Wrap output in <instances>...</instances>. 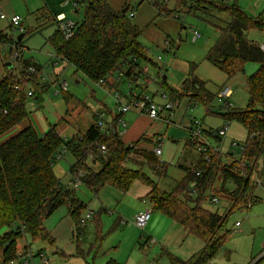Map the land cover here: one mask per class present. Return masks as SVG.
Masks as SVG:
<instances>
[{
  "label": "trees",
  "instance_id": "obj_1",
  "mask_svg": "<svg viewBox=\"0 0 264 264\" xmlns=\"http://www.w3.org/2000/svg\"><path fill=\"white\" fill-rule=\"evenodd\" d=\"M4 1L0 0V4ZM162 1H154L159 15L166 13L181 19L182 15L201 12L207 23L216 29L218 38L207 51L205 60L223 72L226 79L243 73L246 63L258 65V69L245 78L248 95L245 108L229 109L225 102L228 111L222 115L224 120L236 121L246 128L247 137L240 159L227 162L219 152L208 148L209 162L199 156L193 167L182 169L179 166L185 171V177L170 192H166L158 182L140 172L141 168L148 166L152 175L159 179L165 176L167 170V165L160 162L151 150L154 144L146 139L123 145L120 136L103 135L95 126V118L85 133L69 139L60 136L55 126L42 135L28 126L0 141L1 264L17 259V242L23 237L54 244L43 222L61 206L69 207L75 227L74 235L82 233L85 226L81 228L78 223L84 204L77 198L76 188L62 184L53 171L62 152L69 153L74 159L69 170L72 180L79 174L83 176L79 186L95 192L106 185L125 193L134 182H139L148 188L145 199L152 210L171 219L188 235L203 243L202 249L185 261L171 257V264H208L226 240L228 231L225 224L234 210L223 215L210 212L201 207L206 198L229 201L231 209L235 210L246 207L251 200L252 191L257 186L255 179L264 175V51L246 39L245 33L252 29L264 32V18L249 17L237 6L236 0ZM71 2L76 3L73 7L75 14L83 11L82 19L74 23L72 36L66 39L57 27L48 41L54 57L71 67L74 75H81L92 84H102L124 64L128 66L125 76L129 79L136 76L138 60L151 62L139 41L142 32L128 16L134 11L128 5L116 11L107 4V0ZM169 3L172 4L170 11L166 10ZM124 9L126 12L122 13ZM211 11L227 18L224 27L216 28L208 21ZM9 29L12 28L9 26ZM0 44L13 45L18 55L21 53V41L17 38L14 40L0 33ZM18 58V74L9 71L0 78V140L27 118L25 104L31 98L27 92L35 96V102L39 105L46 88V85L34 83L36 78L27 73L29 67H34L37 73L41 67ZM182 97L205 107L213 97L206 90L205 83L193 75L192 66L179 89L169 90V100L174 104H178ZM204 134L208 135V132L204 130ZM100 145L106 147L105 153L99 151ZM96 163L100 165L98 171L92 167ZM218 175L221 186L216 189L213 184ZM192 182L195 183L193 190L189 188ZM225 183L231 184L233 190L226 191ZM117 225L118 222H115ZM103 237L100 231L97 232L85 253L79 250L78 245L77 255L82 259L95 257L104 241ZM84 264H88L86 259ZM104 264L119 263L108 259Z\"/></svg>",
  "mask_w": 264,
  "mask_h": 264
},
{
  "label": "rangeland",
  "instance_id": "obj_2",
  "mask_svg": "<svg viewBox=\"0 0 264 264\" xmlns=\"http://www.w3.org/2000/svg\"><path fill=\"white\" fill-rule=\"evenodd\" d=\"M67 2L65 0H47V3L43 0H6L3 4H0V13L2 12L8 16L16 15L21 19V28L25 38L21 42L24 49L20 50V52H23L24 60H33L35 63L42 65V67L45 66L53 50L48 40L57 27L55 26L56 19L60 15H63V18L59 20H67L73 23L82 19L83 11L79 10L75 14L73 5L69 1ZM140 2L151 3V0H128V5L131 10L136 11ZM236 4L249 17L260 16L264 18V0H236ZM170 6V4L167 5L168 8ZM57 12L58 15H56ZM54 14L55 17L53 16ZM209 14L208 21L216 28L225 26V21L227 22L225 16L215 11H211ZM180 18L176 19L173 16L165 18L161 16V18L154 20L149 27L143 30L139 41L143 48L146 49V58L151 62L149 63L142 59L136 62L142 76L136 83L131 82V90L129 92L134 95L144 94L156 105H164L169 98V90L179 89L182 82L187 78L190 66H192L193 75L204 82L206 90L213 95L206 107L197 101L193 102L186 97H182L178 104H173L172 117H168L165 112H161V119L167 118L165 122L162 120H159V122L158 120H151L153 123L151 124L150 132L158 133L160 126L164 128L159 134L162 140L161 151L163 156L157 158L160 162H164L167 165V171L165 176L159 179L152 175L147 169L148 166L141 168L140 172L153 181L158 182V185L166 192H170L185 174L184 171L176 166L177 163H182L185 157L196 160L199 156L191 143L188 142L189 137L186 128L190 121H199L202 129L206 131L218 130L227 123L228 130L226 135L218 141L205 134L203 137L208 145L219 151L223 159H227V162L231 159H240L241 148L247 137L246 128L236 121L228 122L224 120L222 115L228 111L225 107V102L229 109L239 110L245 108L248 101L245 78L258 69L257 64L246 63L243 73H238L231 79H226L223 72L205 60L207 51L218 38L216 29L207 23L201 12H197L195 15H182ZM131 21L133 23L134 18H131ZM0 30H3V34L14 40L22 33L19 30H10L6 21L0 22ZM192 30H197L201 35V38L195 42H192ZM245 37L259 46L264 45V32L252 29L245 33ZM3 48L8 47L0 45V77L6 74L4 61L7 57V50ZM10 48L13 54L14 46L12 45ZM12 60L13 62L9 59L6 60L15 64L13 69L9 70L10 68H8L7 72L11 71L12 74L17 75L19 65L16 64L15 58ZM60 66L63 67L62 71ZM127 68L126 64L121 66L115 73L114 78L119 73H125ZM58 71L61 72L58 73ZM72 72L70 68L59 64L54 71L43 67L40 73L43 80H46L45 75H47V80L51 83L47 93L50 101L48 107H53L54 124L57 125L56 131L66 128L64 134L67 136L75 134L76 130L84 132L86 122L83 116L87 113L90 115L96 108L94 104V98L96 99V97L92 93L100 91L84 77L81 75L76 76ZM62 82L67 86V91L64 94L72 98V101L68 103L64 102L63 94L56 95ZM127 84L125 79L117 84L115 91L105 95L104 104L108 108L113 109L114 107L115 109L114 101L111 97L112 94L115 92L122 95L128 94ZM224 87H229L231 90V96L225 101L223 99L219 100L216 95ZM48 107H45L40 112L35 101L27 99L25 109L28 116L16 126V131L19 132L31 126L38 135H42V129L47 128L45 124L42 125L41 123V121H45L44 116L52 124V118L50 117L52 115ZM83 111L84 113H82ZM64 121L67 123H64ZM64 134L61 133V136L65 138ZM73 163L74 159L70 154L62 152L55 163L56 167H53L55 176L63 184L67 185L70 179L68 170ZM94 167V170H98L100 165L96 163ZM135 185L139 184L135 183ZM135 185H132L131 190L137 188ZM220 186L221 179L218 175L215 177L213 187L219 189ZM224 189L232 191L233 186L225 183ZM75 190L76 196L77 192L79 195L77 198L87 206L88 202L91 201V197H86L88 192L81 186H78ZM115 195L116 193L113 192L110 199L111 197L115 199ZM252 201H255V203H252ZM134 203V197H127L125 201L121 202L120 209L124 219L119 221L117 226H115L113 219L119 212H117L116 205H111V211L107 212L110 215L102 214L97 225L92 215V219L86 223L82 233L80 232L78 236L74 235L75 227L69 214V207L66 205L61 206L43 222V226L55 238V244L52 246L46 242L33 241L29 237H23L17 242L18 249L20 250L26 245L25 247L33 255V264H41L37 257L38 251L42 252L48 264H84L82 257L77 255L76 247L79 243V250L85 253L94 242L99 226L100 230L102 228L103 239L106 242L103 241L105 244L100 252L101 255L98 254L93 262L94 264H102L100 262L107 259H105L104 254L108 258L113 257L114 252L107 251L109 245L119 251L115 256L119 257L123 264H126L128 258V264H171V257L185 261L202 248L203 243L198 238L187 234L186 237H178L176 233H171L167 237L169 242L166 246H163L160 240L156 242L155 247H144L148 231L145 228L139 229L133 224L134 209L132 207ZM249 204L250 207L248 208ZM136 206L144 209L149 208L151 215L159 213L152 210L151 204L147 199H145V204L143 205L137 199ZM201 207L220 215L234 210L228 215L225 224V229L228 231L226 240L208 264H264V187L256 186L252 191L251 200L247 202L246 207L240 209H231V203L221 199L218 200L217 204L203 201ZM89 212L92 213L88 209L84 210L80 217L83 218ZM235 222L240 224L238 229L234 227ZM180 231V227L177 226V232ZM120 252H122L121 255ZM85 259L88 264L92 263L93 259H91V256L88 259L85 257ZM1 260L0 252V264ZM16 264H22V262L19 261Z\"/></svg>",
  "mask_w": 264,
  "mask_h": 264
},
{
  "label": "crops",
  "instance_id": "obj_3",
  "mask_svg": "<svg viewBox=\"0 0 264 264\" xmlns=\"http://www.w3.org/2000/svg\"><path fill=\"white\" fill-rule=\"evenodd\" d=\"M6 1V0H5ZM45 3H47V0H43ZM58 1H61V0H58ZM66 1V3H68L67 1H70V0H65ZM154 1L156 2V1H158V0H151V3H146V2H140L139 4H138V6H137V8H136V11H134L135 12V15H134V25L143 33V30L145 29V28H147V27H149L153 22H154V20H157V19H159V18H161V16L162 17H165V18H167V17H170V16H173V15H168V14H166V13H164L163 15H159V13H158V10L156 9V7L154 6ZM163 2V1H162ZM4 3V2H3ZM3 3H1V4H3ZM164 3V2H163ZM107 4L113 9V10H121L122 9V7L124 6V5H128L129 3H128V0H107ZM170 4V3H169ZM168 5V4H167ZM171 6H170V8H168V7H166V10L168 9V11H170L171 9H172V4H170ZM129 6V5H128ZM168 11H167V13H168ZM62 12V11H61ZM2 13V12H1ZM56 15H58V12L56 13ZM54 17H55V14L53 15ZM54 17H52V18H54ZM173 17H175L176 18V16H173ZM63 18V15H60L59 16V18H57L56 19V21H55V19H54V21H55V26H57V24L56 23H58L59 21H63V20H59V19H62ZM176 19H178V18H176ZM21 27H22V24H21ZM22 29V28H21ZM56 29H57V27H56ZM55 29V30H56ZM22 33L20 34V36H21V38H20V40L19 41H21L22 42V40L25 38V34L23 33V29H22V31H21ZM0 33H4L3 32V30H0ZM167 41H165V43H166ZM172 42V41H171ZM1 45V44H0ZM2 47H8V48H3L4 50H7V57L5 58L6 60H11V62H13V58L14 57H11V56H13V54H12V49L10 48V46H8V45H6V44H2L1 45ZM20 47H21V51H22V49H24V47L20 44ZM145 49V48H144ZM145 52H146V49H145ZM11 53V54H10ZM53 54V50H52V53L50 54V57H49V59H48V62L45 64V66H43V67H46V69L47 70H50V71H54L55 69H57V67H58V65L60 64V65H62V66H64V67H67V68H70L72 71H73V69L71 68V67H69V66H67L64 62H62L61 60H59V59H57V58H55L54 57V54ZM23 52L22 53H20L19 54V56L18 57H20L21 58V60H24L23 59ZM12 58V59H11ZM4 61V69L6 70L5 71V73L7 74L8 72V68L6 67V65H10V69L9 70H11V69H13V67H14V65L15 64H12L11 62H9V61ZM15 61H16V64L17 65H19L20 64V62H19V58H17L16 57V59H15ZM14 61V62H15ZM28 61H31V62H34L33 60H28ZM35 63V62H34ZM36 64H38L40 67H41V70L38 72V81H37V84H39V85H46V88H45V91L42 93V95H41V103L38 105V104H36V102H35V104H36V106H37V109L41 112V111H43L44 109H45V107L47 108L48 107V104H50V101H49V99H48V97H47V93H48V91H49V89H50V86H51V83L49 82V80H47V75H45V74H43V75H45L46 76V80H43L42 78H41V76H40V73L42 72V70H43V67H42V65H40L39 63H36ZM61 67V66H60ZM62 69H63V67H61V71H62ZM61 71H58V73H60ZM5 74V75H6ZM72 74H73V72H72ZM42 75V76H43ZM114 75H115V73L114 74H112L111 76H109L107 79H106V81L105 82H103L102 84H92V85H94L95 87H97L100 91L99 92H93L92 94H93V96L94 97H96V99L94 98V104L96 105V108L93 110V112L92 113H90V115L87 113V114H85L83 117H84V120H85V122H86V126H85V130H84V132L83 133H85V131L88 129V127L93 123V121H94V118H95V113H97V112H103L104 113V120H105V122H106V124H107V126H115V122H116V119H117V117H118V114H117V112L115 111V109H114V107H113V109H110V108H108L105 104H104V101L106 100V98H105V95H108L109 93L111 94L113 91H115V89H117V84H119V83H121L123 80H125L126 79V83H128L127 84V87H128V93L130 92V90H131V82H137L139 79H140V77L142 76L141 75V71L138 69V67H136V69H135V74L134 75H136L135 77H130L129 79L128 78H126V76H125V73H119L118 75H116L117 77L116 78H114ZM2 76H4V74L2 75ZM1 76V77H2ZM0 77V78H1ZM184 82V81H183ZM182 82V83H183ZM76 83H78V82H76ZM133 92V91H132ZM108 93V94H107ZM134 93V92H133ZM127 94V93H126ZM126 94H124V95H126ZM137 94V93H136ZM142 95H144V94H142ZM141 95V96H142ZM163 98H164V96H163ZM166 98V97H165ZM30 99H33V101H35V96L34 97H31ZM63 100H64V102L65 103H68L69 101H72V98H71V96H68V95H65L64 97H63ZM168 100H169V98H168ZM170 101V100H169ZM173 103V102H172ZM174 104V103H173ZM174 105H176V104H174ZM113 106V105H112ZM49 108V107H48ZM53 108V107H52ZM52 108H49V111L51 112V115L52 116H50L51 118H52V124H50V122H49V119L46 117V116H44V122H42L41 121V123H42V125H46L47 126V128H45V129H42V131H43V134L44 133H46L47 131H48V129L50 128V127H52V126H55V128H57V125L56 124H54L55 122H54V115H53V109ZM41 109V110H40ZM82 113H84V111L82 112ZM90 119V120H89ZM121 119L123 120V122L125 123V129H121V128H118L119 129V131L120 132H122V135L120 136V140H121V142H122V144L123 145H130L131 143H134V142H136V141H138V140H140V139H142L143 138V140H147V141H150L151 143H153L154 144V140H155V138L156 137H159V134H160V132H162L163 131V126L161 127H159V132L158 133H152V132H150L151 131V127H152V121H151V119H149L148 117H146V116H138V115H136V114H134V113H129V114H125V115H123V116H121ZM63 121V120H62ZM159 122V121H158ZM64 123H67V122H65L64 121ZM65 131H66V128H62V129H60V131H58L57 130V133L61 136V133H65ZM17 131H16V128H15V130H13L9 135H7L6 137H4V138H2L0 141H2V140H4V139H6V138H8L9 136H11V135H14L15 133H16ZM75 134H71L70 136H67V135H65L64 134V136H65V139H69V138H73V137H75V136H77V135H81V134H83L82 132H79V131H77L76 130V132H74ZM152 133V134H151ZM64 138V137H63ZM172 142L173 143H175V141L174 140H172ZM153 147H154V145H152L151 146V150L153 151ZM161 147H162V145H161ZM198 155V154H197ZM163 156V152L161 151V154H160V156H157V157H162ZM198 158H199V156H198ZM198 158L196 159V160H192V159H190L189 157H185L183 160H182V163H177V167H182V169L183 168H191V167H193L194 165H195V163L197 162V160H198ZM89 163V162H88ZM162 163H164V162H162ZM74 164V163H73ZM71 166L72 165H70L69 166V170H70V168H71ZM95 166V164L94 165H92V167H94ZM53 167H56V164H54V166ZM95 168V167H94ZM93 168V169H94ZM179 169H181V168H179ZM181 169V170H182ZM69 170H68V175H69V177H70V179H69V181H68V183H67V186H70V183H71V180H72V175L69 173ZM99 170V169H98ZM98 170H96V171H98ZM54 171V170H53ZM167 171V170H166ZM182 171H184V170H182ZM185 172V171H184ZM55 174V173H54ZM186 174V173H185ZM185 174H184V176L181 178V180L185 177ZM57 178V177H56ZM58 179V178H57ZM59 180V179H58ZM181 180H179V181H181ZM60 181V180H59ZM178 181V182H179ZM61 182V181H60ZM62 183V182H61ZM135 183H138L139 185H135ZM63 184V183H62ZM64 185H66V184H64ZM132 185L134 186H136L137 188L136 189H134V190H131L132 189ZM131 186H130V188L125 192V193H122V192H120L119 190H116L115 188H112V187H110V186H102V187H100V188H98L95 192H93V191H91L90 189H88L87 187H85V186H81V187H83L85 190H86V192H88V193H86L87 195H86V197H91V201L90 202H88V205L86 206V205H84V208H83V210L81 211V213H83V211L84 210H90L92 213H93V219H94V222L96 223V225L100 222V216L102 215V214H107V212H109V211H111V209H110V206L112 205H116L115 207H117V212H119V214L117 213L115 216H114V219H113V221H114V223L115 222H118L119 223V221H121V220H123L124 218L122 217V212H121V209H120V204H121V202L122 201H125L126 200V198L127 197H129V198H135V203H134V208L132 207V209H134V212H133V218H132V221H133V224H134V217L139 213V212H142V211H145V210H150L149 208L148 209H144L143 207H137L136 206V201H137V199L138 200H140L141 201V204L143 205V204H145V199H144V197L147 195V193H148V188L147 187H145L144 185H142V184H140L139 182H134L133 184H132ZM113 192H115L116 193V195L114 196V198L115 199H112V197H111V199H110V196H112V194H113ZM77 196H79L78 195V192H77ZM119 198V199H118ZM112 200H114V201H112ZM80 201V200H79ZM82 202V201H81ZM217 203H218V200H217ZM216 203V204H217ZM252 203H255V201H252ZM90 208H92V209H90ZM136 208V209H135ZM69 214H70V210H69ZM218 214V213H217ZM225 214V213H224ZM107 215H110L109 213L107 214ZM113 215H114V213H113ZM112 215V216H113ZM220 215V214H219ZM221 215H223V214H221ZM112 221V222H113ZM123 222V221H122ZM235 223H237V222H235ZM235 223H234V225H235ZM74 224V223H73ZM177 224L174 222V221H172L171 219H169V218H167L166 216H164V215H162L161 213H157V214H155V215H151V213H150V218H149V220H148V222L146 223V225H145V229H147V239H149V240H153L154 241V245H152L151 247H155V244H156V242L158 241H160L161 240V244L163 245V246H166L167 244H168V239H167V237L169 236V235H171V233H176L177 235H178V237H180V236H184V237H186V232L180 227V229H181V231L180 232H177ZM239 227H240V225H239ZM239 227H237L236 229H238ZM119 228V227H118ZM46 229V228H45ZM47 230V229H46ZM98 230L101 232V234H103V232H102V228H101V230H100V226L98 227ZM97 230V232H99ZM48 231V230H47ZM49 232V234L51 235V237L53 238V241H54V244H55V238L52 236V234H51V232L50 231H48ZM97 232H96V234H97ZM188 235V234H187ZM96 236V235H95ZM165 236V237H164ZM27 237V236H26ZM34 241H40V240H34ZM146 241V240H145ZM41 242H44V241H41ZM104 242H106V241H104ZM102 243V245H101V248H100V250H99V252H98V254L99 255H101L100 254V252H101V250H102V248H103V246H104V244L105 243ZM145 243V242H144ZM49 244V243H48ZM54 244H49V245H54ZM159 244V243H158ZM78 245H79V243H78ZM161 245V246H162ZM26 245H24L21 249H23V248H26V249H28L27 247H25ZM78 247V246H77ZM76 247V248H77ZM203 247V246H202ZM20 249V250H21ZM30 249V248H29ZM163 249H164V247H163ZM166 249V248H165ZM202 249V248H201ZM200 249V250H201ZM19 249H18V251H20ZM111 251V252H114L113 253V257H110V258H108L107 257V255H105L104 254V257H105V259L106 260H103V261H101L100 263H102V264H104L108 259H114L117 263H119V264H123V262L119 259V257H116L115 255L119 252V251H117L114 247H110V245L107 247V251ZM200 250H198V251H200ZM42 254V252H37V255L38 254ZM197 253V252H196ZM98 254L95 256V257H91V259L93 258V260H92V262H94V260H95V258L98 256ZM122 254V252H120V255ZM193 255H195V253L193 254ZM192 255V256H193ZM191 256V257H192ZM88 258H90V256L89 257H87V259ZM39 259V258H38ZM90 259V260H91ZM84 260V263H85V259H83ZM87 262V261H86ZM129 263V258L127 259V262H126V264H128ZM32 264H33V261H32Z\"/></svg>",
  "mask_w": 264,
  "mask_h": 264
},
{
  "label": "built area",
  "instance_id": "obj_4",
  "mask_svg": "<svg viewBox=\"0 0 264 264\" xmlns=\"http://www.w3.org/2000/svg\"><path fill=\"white\" fill-rule=\"evenodd\" d=\"M168 0H163V2H167ZM77 2V1H76ZM73 7L76 6V3L71 2ZM128 16L130 18L134 17V11H131ZM7 22L8 25L14 30H19L20 32L22 31L21 29V19L16 16H8L4 13H0V22ZM57 27L60 30V32L64 35L66 39H69L72 34H73V29H74V23L71 21H59L57 23ZM201 38L200 33L197 30H192V42L197 41L198 39ZM167 45L169 43L166 42ZM260 50L264 51V45L260 46ZM18 51L14 50L13 57L16 59L18 58ZM27 73L29 76H33L34 78V83H37L38 81V73L34 69V67H29L27 70ZM15 89L18 91V88L15 87ZM67 91V86L64 82H62L59 85V90L56 92V95L61 94V93H66ZM28 97H32V94L30 91L27 92ZM231 96V90L229 87H224L217 93V98L219 100H226ZM113 101H114V106H115V111L118 114V117L115 122V126H107L105 120H104V113L103 112H97L95 113V126L96 128L103 134V135H113V136H121L122 132L119 131L118 128L124 129L125 128V123L121 119V116L127 114V113H134L138 116H147L149 119L154 120V121H166L167 118L161 119V112H165L168 117L173 116V103L169 100L166 101L164 105L158 106L155 103H153L148 97L144 95H134L131 93H128L126 95L119 94L115 92L114 94L111 95ZM164 99H166L164 97ZM226 107V106H225ZM166 119V120H165ZM188 132V137H189V142L193 145V149L195 152L202 157L203 161L209 162V157L207 154L208 148H212L210 145H208L206 139L203 137L204 135V130L202 129L201 123L197 120L190 121L189 124L187 125L186 128ZM228 130V124L226 123L223 127H221L218 130L215 131H210L208 130V136L212 137L214 139H220L226 135V132ZM161 145H162V140L160 137H156L154 140V147H153V153L156 156H160L161 154ZM233 146H236L235 144H232ZM214 149V148H212ZM242 150V148H241ZM99 151L101 153L106 152V147L104 145L99 146ZM214 151L219 152L217 149H214ZM59 159V157H58ZM196 175L198 176V173L196 172ZM243 175V174H242ZM83 177L81 174L79 176L75 177L70 185L73 188H77L80 185V178ZM256 185L257 186H262L264 187V175L261 178H256ZM195 187V183L192 182L189 184V188L193 190ZM206 201L210 204H216L217 200L215 199H210L206 198ZM250 207V204L248 205V208ZM150 211L145 210L142 212H139L135 217H134V225L139 228L143 229L148 222L150 218ZM92 219V213H86L83 218L79 219V227L83 228L86 224L87 221ZM239 223H235L234 227L237 228L239 227ZM146 244V245H145ZM154 245L153 240H147L144 243V247H151ZM37 257L39 258L41 264H48L46 259L44 258L43 254H38ZM19 261L22 262V264H32L33 261V255H31L30 251L26 248L21 249L17 253V259L15 261H10L8 264H16Z\"/></svg>",
  "mask_w": 264,
  "mask_h": 264
},
{
  "label": "water",
  "instance_id": "obj_5",
  "mask_svg": "<svg viewBox=\"0 0 264 264\" xmlns=\"http://www.w3.org/2000/svg\"><path fill=\"white\" fill-rule=\"evenodd\" d=\"M125 12H126V9L122 10V13H125ZM20 38H21V36L19 35V36L17 37V40L19 41V40H20ZM6 67H7V68H9V67H10V65L8 64V65H6Z\"/></svg>",
  "mask_w": 264,
  "mask_h": 264
}]
</instances>
